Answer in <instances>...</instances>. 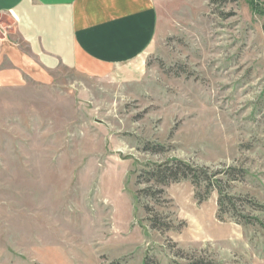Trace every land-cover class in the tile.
Returning a JSON list of instances; mask_svg holds the SVG:
<instances>
[{
  "label": "rangeland",
  "instance_id": "obj_1",
  "mask_svg": "<svg viewBox=\"0 0 264 264\" xmlns=\"http://www.w3.org/2000/svg\"><path fill=\"white\" fill-rule=\"evenodd\" d=\"M155 3L142 59L0 89V264H264V0ZM177 159L242 172V222L147 183Z\"/></svg>",
  "mask_w": 264,
  "mask_h": 264
},
{
  "label": "crops",
  "instance_id": "obj_2",
  "mask_svg": "<svg viewBox=\"0 0 264 264\" xmlns=\"http://www.w3.org/2000/svg\"><path fill=\"white\" fill-rule=\"evenodd\" d=\"M0 89L48 83L68 69L104 77L151 50L155 0H0Z\"/></svg>",
  "mask_w": 264,
  "mask_h": 264
},
{
  "label": "trees",
  "instance_id": "obj_3",
  "mask_svg": "<svg viewBox=\"0 0 264 264\" xmlns=\"http://www.w3.org/2000/svg\"><path fill=\"white\" fill-rule=\"evenodd\" d=\"M162 150H153L152 152H161ZM239 173V176H235ZM242 172H238L236 169H227L211 174L206 168L194 167L186 162L173 160L163 165L154 166L151 170L145 172V178L148 184H154L157 187L166 188L173 184H178L183 181H189L191 185L196 189V199L200 203L208 200L212 193L218 194V208L219 216L221 220L224 214L230 215L233 219L237 220L236 224H240L238 200L231 197L228 194V187L231 182H236L241 179ZM224 179V180H223ZM152 190H143L142 195L148 198L156 199L157 192H151ZM160 196H163V190H159ZM239 221V222H238ZM247 221H249L247 219ZM152 227L154 230H161L163 226L157 223V220L153 218ZM166 229V228H165ZM167 230V229H166ZM110 264H122L121 262H112ZM144 264H153L147 258ZM197 264H202L201 262Z\"/></svg>",
  "mask_w": 264,
  "mask_h": 264
}]
</instances>
